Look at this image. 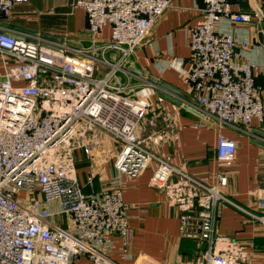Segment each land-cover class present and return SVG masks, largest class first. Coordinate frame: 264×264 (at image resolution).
<instances>
[{"label":"built area","instance_id":"obj_1","mask_svg":"<svg viewBox=\"0 0 264 264\" xmlns=\"http://www.w3.org/2000/svg\"><path fill=\"white\" fill-rule=\"evenodd\" d=\"M28 1L0 0V78L7 80L0 82V264L128 263L135 230L123 178L148 170L150 188L179 214L180 236L198 242L199 264H247V248L216 229L218 205L232 204L220 191L228 179L220 174L218 186L209 187L185 164L174 165L162 152L169 138L157 124L143 136L141 122L150 112L163 114L169 128L173 115L156 102L160 87L130 71L131 58L177 0H77L88 20L89 48L11 37L2 23ZM202 2V20L188 37V67L182 64L195 98L185 104L220 126L263 124L264 90L256 84L263 69L244 59L225 29L260 16L236 12L230 0ZM77 153L116 171L100 193H84ZM216 153L220 166L231 164L237 145L220 135ZM257 220L264 225V217Z\"/></svg>","mask_w":264,"mask_h":264},{"label":"crops","instance_id":"obj_2","mask_svg":"<svg viewBox=\"0 0 264 264\" xmlns=\"http://www.w3.org/2000/svg\"><path fill=\"white\" fill-rule=\"evenodd\" d=\"M230 1L236 12L257 13L264 19V0ZM76 2L29 0L26 4H17L12 17L5 23L36 31L38 37L49 34L61 43L89 48L93 40L88 33L87 16L75 7ZM202 7V0H177L175 8L164 16L147 43L131 58V66L140 70L144 79L154 77L170 85L186 96L185 103L194 102L195 98L189 93L181 70L188 67L184 64L191 57L188 37L190 30L202 20ZM257 22L234 28L225 25V29L237 38L244 59L263 69L256 84L264 90V50L255 42ZM109 37L110 31L106 30L103 39ZM158 103L173 115L170 128L163 114L157 116L158 110L147 117L150 125L157 124L169 138L161 142L162 152L174 165L181 168L185 164L191 177L209 187L218 186L220 174L228 179V185L220 191L232 204L218 205L217 232L247 248V264H264V225L257 220V217H264V136L261 135L264 123L254 121L250 127L233 129L205 121L163 99ZM220 135L237 145L236 160L225 166L218 164L216 156ZM77 169L86 195L100 193L105 182L116 175L111 164L98 160L93 164L84 153L80 155ZM92 172L93 181L89 183ZM151 176L152 171L148 170L135 180L123 178V197L131 207L130 226L135 230V240L131 260L128 263L119 261L120 264H199L198 242L195 247L185 244L187 239L180 236L179 214L168 206L164 194L150 188Z\"/></svg>","mask_w":264,"mask_h":264},{"label":"water","instance_id":"obj_3","mask_svg":"<svg viewBox=\"0 0 264 264\" xmlns=\"http://www.w3.org/2000/svg\"><path fill=\"white\" fill-rule=\"evenodd\" d=\"M259 22H257L256 24V40L255 42L258 44V46H260L261 48H263L264 50V19L261 18L258 19ZM2 26L6 29H9L10 32V36L15 38L17 41H21V42H27V43H31V44H37L38 41L36 40L37 37L39 36L38 32L27 29V28H23L20 26H16V25H12L9 23H3ZM24 35H27L29 37H25ZM44 39L47 40H54L57 41L59 43H61V40L49 35V34H45L42 36ZM130 71L139 75V76H143V73L136 69V68H130ZM7 80L6 78L2 77L0 78V82L1 83H5ZM149 81L158 85L160 87V91L158 93V96L171 103L174 104L178 107H181L187 111H189L190 113H192L193 115L204 119V117L199 114L197 111H195L193 108L189 107L188 105L185 104V99L186 96L181 93L180 91L176 90L175 88L171 87L170 85L166 84V83H161L160 80L154 78V77H149ZM262 136H264V134H261Z\"/></svg>","mask_w":264,"mask_h":264},{"label":"rangeland","instance_id":"obj_4","mask_svg":"<svg viewBox=\"0 0 264 264\" xmlns=\"http://www.w3.org/2000/svg\"><path fill=\"white\" fill-rule=\"evenodd\" d=\"M160 100H162L161 98H157L156 102H160ZM141 127H143L145 129V132L143 133V136L146 137L149 134H151V132H149L151 130L150 128V124H149V120L148 118H144L141 122ZM85 193V192H84Z\"/></svg>","mask_w":264,"mask_h":264},{"label":"trees","instance_id":"obj_5","mask_svg":"<svg viewBox=\"0 0 264 264\" xmlns=\"http://www.w3.org/2000/svg\"><path fill=\"white\" fill-rule=\"evenodd\" d=\"M80 155H82V153H77L76 154V162H77V165H78V162L80 160ZM186 240V239H185ZM186 245H189L191 247H195L196 246V241L195 240H191V239H187V242H185Z\"/></svg>","mask_w":264,"mask_h":264},{"label":"bare ground","instance_id":"obj_6","mask_svg":"<svg viewBox=\"0 0 264 264\" xmlns=\"http://www.w3.org/2000/svg\"><path fill=\"white\" fill-rule=\"evenodd\" d=\"M104 162H107V161H104Z\"/></svg>","mask_w":264,"mask_h":264}]
</instances>
